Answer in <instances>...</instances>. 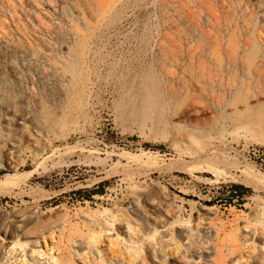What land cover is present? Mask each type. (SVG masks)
<instances>
[{
  "label": "rangeland",
  "instance_id": "374dc122",
  "mask_svg": "<svg viewBox=\"0 0 264 264\" xmlns=\"http://www.w3.org/2000/svg\"><path fill=\"white\" fill-rule=\"evenodd\" d=\"M0 264H264V0H0Z\"/></svg>",
  "mask_w": 264,
  "mask_h": 264
},
{
  "label": "trees",
  "instance_id": "16d2710c",
  "mask_svg": "<svg viewBox=\"0 0 264 264\" xmlns=\"http://www.w3.org/2000/svg\"><path fill=\"white\" fill-rule=\"evenodd\" d=\"M236 191L239 192L240 196H244V193H246L248 191V188H246L244 185L242 184H237L234 186Z\"/></svg>",
  "mask_w": 264,
  "mask_h": 264
},
{
  "label": "bare ground",
  "instance_id": "6f19581e",
  "mask_svg": "<svg viewBox=\"0 0 264 264\" xmlns=\"http://www.w3.org/2000/svg\"><path fill=\"white\" fill-rule=\"evenodd\" d=\"M232 250H233V248H232ZM215 261H216V259H215ZM215 261H214V262H215Z\"/></svg>",
  "mask_w": 264,
  "mask_h": 264
}]
</instances>
